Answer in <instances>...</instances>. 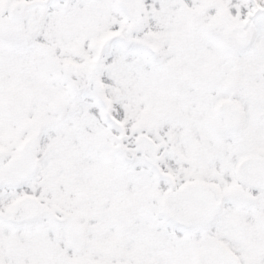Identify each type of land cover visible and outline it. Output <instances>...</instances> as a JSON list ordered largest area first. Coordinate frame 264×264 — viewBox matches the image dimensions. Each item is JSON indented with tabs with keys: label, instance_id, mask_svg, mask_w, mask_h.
Returning a JSON list of instances; mask_svg holds the SVG:
<instances>
[{
	"label": "snow or ice",
	"instance_id": "6c2138e0",
	"mask_svg": "<svg viewBox=\"0 0 264 264\" xmlns=\"http://www.w3.org/2000/svg\"><path fill=\"white\" fill-rule=\"evenodd\" d=\"M0 264H264V0H0Z\"/></svg>",
	"mask_w": 264,
	"mask_h": 264
}]
</instances>
